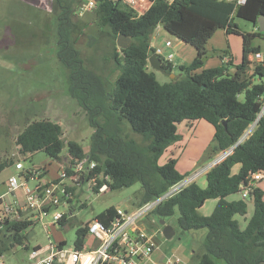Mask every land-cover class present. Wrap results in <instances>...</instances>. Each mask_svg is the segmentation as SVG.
I'll list each match as a JSON object with an SVG mask.
<instances>
[{
	"label": "trees",
	"instance_id": "16d2710c",
	"mask_svg": "<svg viewBox=\"0 0 264 264\" xmlns=\"http://www.w3.org/2000/svg\"><path fill=\"white\" fill-rule=\"evenodd\" d=\"M73 5L71 0H53L56 53L66 70L67 92L85 111L94 129L89 150L86 152L75 141L65 143L59 124L41 120L32 122L17 136L22 156L43 151L59 162L67 146L74 160L88 155L98 164L97 171L110 177L109 191L140 184L137 207H141L187 176L178 169L177 158L163 162L169 148L182 138L181 124H210L214 129L212 151L216 155L235 145L256 120L264 98V67L252 66L249 59L252 53L261 52L251 45L256 35L242 36L243 57L239 64L233 63L231 57L221 66L204 69L203 58L208 55L207 45L216 32L239 34L237 25L231 23L232 17L258 26L264 17V0H247L241 6L230 0H175L172 4L157 0L139 18L121 3L101 2L93 13L97 25L112 33L111 59L120 72L113 88L107 78L97 73L93 62L87 64L77 48V40L72 37V18L76 14ZM161 25L197 51L193 62L181 66L180 74L164 85L148 71L149 58L156 53L151 46L152 36ZM260 35L264 36L261 32ZM120 36L132 40L128 48H118ZM164 69L165 74L171 75L173 64L164 60ZM254 79L258 83L254 84ZM241 95L243 101L239 99ZM131 134L140 136L141 141ZM235 166H240L238 174L232 173ZM5 168L0 165V173ZM258 171L264 172V116L250 138L205 175L206 187L199 181L192 183L152 214L167 219L178 211L182 232L207 231L203 252L196 256L195 264H264V191L255 187L250 214L248 200L239 192L240 185L247 183L249 172ZM212 200L217 203L213 212L209 216L201 214L202 207ZM115 209L109 208L97 219L106 222ZM31 226L30 222L17 221L8 225L3 235L9 234L15 245H22L27 239L24 232ZM84 234V230L77 233L79 244Z\"/></svg>",
	"mask_w": 264,
	"mask_h": 264
},
{
	"label": "rangeland",
	"instance_id": "374dc122",
	"mask_svg": "<svg viewBox=\"0 0 264 264\" xmlns=\"http://www.w3.org/2000/svg\"><path fill=\"white\" fill-rule=\"evenodd\" d=\"M11 3V8H4L5 17H1L0 28L6 26L16 27L15 40L26 37L30 48L27 50L11 47L10 49H0V165L6 168L0 173V190L12 176L21 175L15 169V164L21 162L26 172L35 173L40 168L48 169V176L44 177V182L57 176L56 172L63 159L68 157V148L65 146L61 159L56 162L49 158L43 151L27 156L20 154V147L16 144V138L25 127L32 122L49 120L59 124L62 128V139L65 143L75 141L82 145L88 152L90 139L94 129L90 126L85 111L72 99L67 92L66 70L61 65L56 53V28L54 26L53 0H21ZM74 2V10L77 14L78 0ZM228 1V0H225ZM37 10V11H36ZM13 13L12 14L10 13ZM73 15L72 22L74 33L72 37L77 40V48L81 52L82 58L87 62L97 66V73L107 78L110 87L113 88L115 80L120 72L117 70L115 62L111 59L113 53L112 33L107 28H101L95 21L93 12L84 15ZM9 16L15 23L7 19ZM15 17V18H14ZM14 18V19H13ZM231 23L237 25L239 34L228 35L225 30H219L207 45L208 55L203 59L207 67L221 66L228 59L233 57V63H241L243 55V35H256L251 42L253 48L260 47L264 55V36L260 35L259 26L250 22L232 17ZM41 39V43L34 44ZM14 40V39H13ZM171 42V47L166 48L165 43ZM123 44H128L125 40ZM132 43V41H131ZM151 43L162 50L161 57L167 59L173 55V72L171 75L178 76L181 66L190 65L197 57V51L167 32L164 27L155 30ZM5 44V43H4ZM119 48V47H118ZM252 63L257 64L252 53ZM149 72H153L156 80L164 85L173 81L171 75L154 70L150 64ZM253 67L249 71L252 75ZM258 83L257 79L252 81ZM244 100V95L239 97ZM181 138L176 147L172 148L167 156L163 157V162L173 153H181L180 165L194 164V169L189 174L180 171L185 180L192 176L195 171L213 161L216 156L208 157L209 148L214 145V129L205 121L184 122L179 126ZM138 141L140 136L131 134ZM184 167V166H183ZM182 169V168H181ZM240 166H235L233 174H238ZM29 186L33 188L35 180H30ZM257 188L264 191V180L257 183ZM141 185L136 184L131 188L122 191H108L97 193L88 187L84 188L83 195L77 199L74 206L75 217L64 230L60 226L51 227L52 240L58 242L65 239L67 249H73L77 240V233L83 224L94 220L98 215L104 213L111 207L130 211L138 206L139 192ZM11 200L12 197H10ZM215 201H208L203 214L208 216L209 211ZM249 214L253 210V199L248 200ZM60 208L59 211H64ZM179 213L176 211L173 217L160 219L156 215L150 214L148 224L157 227L160 220H164L166 225L171 226L175 235L171 239H166L163 235L159 237V251L154 256L163 254L174 260H179L180 264H195L196 256L203 252V241L207 231L205 229L182 232L178 226ZM52 220V217H49ZM27 239L22 245H15L14 240L8 235L0 237V264H35L30 260L32 250L39 246L45 248L49 245L47 233L41 223H35L33 227L24 232ZM4 236V237H3ZM14 246V247H13ZM42 255L41 258L46 257ZM217 264H225L217 261Z\"/></svg>",
	"mask_w": 264,
	"mask_h": 264
},
{
	"label": "built area",
	"instance_id": "2783aa9c",
	"mask_svg": "<svg viewBox=\"0 0 264 264\" xmlns=\"http://www.w3.org/2000/svg\"><path fill=\"white\" fill-rule=\"evenodd\" d=\"M104 1L121 3L139 18L146 14L157 0H80L77 14L91 13ZM163 1L172 4L175 0ZM230 1L238 6L247 2V0ZM165 47H171V42H166ZM156 54L162 58L161 49H156ZM162 59L172 63L173 55ZM254 59L257 64L264 67V55L261 52L255 53ZM260 102L262 107L256 120L235 145L217 154L209 164L149 203L134 207L130 211L116 208L115 213L104 223L97 219L98 215L91 222L83 224L79 231L84 230L85 234L80 244L78 239L76 240L73 249H67L65 239L53 241L50 228L60 226L67 230L69 223L75 217L74 206L77 204V199L83 195L84 188L88 187L97 193L108 192L110 177L98 172V164L88 155L76 160L69 155V161L65 158L63 166L59 164L57 176L45 182L42 176H48L46 167L30 173L24 170L21 162H17L14 166L21 175H12L5 183L6 191L0 194V236L4 234L8 225L17 221L30 222L31 227L35 223H41L47 233L49 245L45 248L36 246L32 250L30 260H34L35 264H180L179 260L163 254H159L155 259L154 256L160 250L159 237L162 235V228L159 225L155 227L148 224L150 214L167 199L199 181L250 138L264 116V98ZM30 180L36 181L33 188L29 186ZM262 180H264L263 171L249 172L247 183H242L239 188L241 197L245 200L251 199L257 183ZM60 208L65 210L60 212ZM49 217H52V220H49ZM45 254L47 256L41 258ZM162 256L164 259L160 263Z\"/></svg>",
	"mask_w": 264,
	"mask_h": 264
},
{
	"label": "crops",
	"instance_id": "0c3cea01",
	"mask_svg": "<svg viewBox=\"0 0 264 264\" xmlns=\"http://www.w3.org/2000/svg\"><path fill=\"white\" fill-rule=\"evenodd\" d=\"M16 1L17 2H22L21 0H0V21H1V17L3 18V17H5V15L3 14V12H9L8 10L6 11L5 9L6 8H11V3L13 4V2H15L16 3ZM21 5L23 6L24 4H22L21 3ZM5 8V9H4ZM37 11V10H36ZM11 14H12V16H13V13L12 12H10ZM15 18V17H14ZM13 18V19H14ZM7 19L9 20V21H12V23H15V19L14 20H12L9 16H7ZM159 27H163V26H159ZM159 27L156 29V30H158L159 29ZM16 27L14 26V28H13V26L11 27V26H6V28L5 27H1L0 28V49L1 50H4V49H10L11 47L13 48V47H16V48H18V49H24V50H27V49H29L30 48V46L31 45H29V42H28V40H26V37H23L24 38V40L22 41L21 39L19 40V39H17V40H15V38H14V34H15V29ZM14 39V40H13ZM5 43V44H4ZM39 43H41V39L38 41V42H36V43H34V44H39ZM151 46L156 50L157 48L154 46V44H152L151 43ZM260 48V47H259ZM242 57H243V55H242ZM233 58V57H232ZM231 58H228V59H224V61H229ZM234 59V58H233ZM249 59L251 60L252 59V56L250 55V57H249ZM235 64H239V63H236L235 62ZM208 68H213V67H207L206 65L204 66V69H208ZM231 72L232 73H234V70L232 69L231 70ZM182 136V135H181ZM182 138H184V136H182ZM177 144V143H176ZM176 144L175 145H173V146H171L170 148H169V151H168V153L170 152V150L172 149V148H174V147H176ZM212 148H213V146L211 147V149L209 148L208 150H210L209 151V154H208V157H211V156H213V151H212ZM217 155V154H216ZM216 155H214V156H216ZM171 156H173V157H175V158H177L178 159V161L180 162V157H181V153L180 152H178V153H173ZM184 166V167H183ZM183 166H181L180 165V163H178V169L180 170V171H183V172H186V174H189L190 172H191V170H193L194 169V164L193 163H191V164H186V165H183ZM182 168V169H181ZM199 183L201 184V186L202 187H206V181H205V176H203L202 178H200V180H199ZM3 188H4V190H0V194L1 193H3V192H5L6 191V187H5V184H4V186H3ZM213 201V200H212ZM216 202V201H215ZM207 205V202H206V204L202 207V209L200 210V212H201V214H203V209H205V206ZM215 206H216V204L215 205H213L212 207H211V209H210V211H209V215L213 212V210H214V208H215ZM204 215V214H203ZM208 215V216H209ZM206 216V215H205ZM250 217V215H248V218Z\"/></svg>",
	"mask_w": 264,
	"mask_h": 264
},
{
	"label": "water",
	"instance_id": "95a60500",
	"mask_svg": "<svg viewBox=\"0 0 264 264\" xmlns=\"http://www.w3.org/2000/svg\"><path fill=\"white\" fill-rule=\"evenodd\" d=\"M258 26H259V31L264 34V17L260 18V20L258 21ZM123 40H125L128 44H123L122 43ZM131 41L132 40L130 38L120 36L117 40V45L120 49H126L131 44ZM205 61L206 59H203V62ZM149 64L154 70L164 73V70H165L164 61L156 53L152 54L151 57L149 58ZM171 77L172 79L175 78L174 75H171ZM224 124L226 126V123ZM159 225L163 227V235L166 239H171L175 235L174 229L171 226L166 225V222L164 220H160ZM163 259H164V256L161 257L159 262L161 263Z\"/></svg>",
	"mask_w": 264,
	"mask_h": 264
}]
</instances>
